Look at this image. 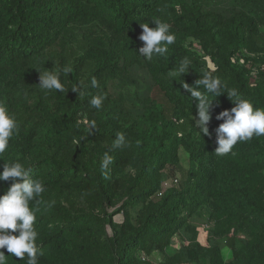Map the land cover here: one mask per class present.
<instances>
[{"label": "trees", "instance_id": "1", "mask_svg": "<svg viewBox=\"0 0 264 264\" xmlns=\"http://www.w3.org/2000/svg\"><path fill=\"white\" fill-rule=\"evenodd\" d=\"M153 19L176 40L149 62L139 36ZM184 58L189 70L173 75ZM49 71L63 93L40 88ZM205 72L264 109V0H0V103L19 124L0 172L19 161L44 183L38 264H264V137L214 154L216 116L235 105L210 94L211 135L202 133L182 83L196 86ZM81 82L79 96L71 89ZM117 132L127 143L112 150ZM168 168L177 183L166 185ZM12 183L0 181V196Z\"/></svg>", "mask_w": 264, "mask_h": 264}, {"label": "clouds", "instance_id": "2", "mask_svg": "<svg viewBox=\"0 0 264 264\" xmlns=\"http://www.w3.org/2000/svg\"><path fill=\"white\" fill-rule=\"evenodd\" d=\"M160 11L162 12L163 9ZM153 20L156 27H150L147 22L142 23V34L139 36V40L143 42V46L139 48V55L149 62L153 61L155 57H165L169 50L168 46L174 44L176 40L168 23L159 19ZM189 67V59L184 58L179 62L173 75L185 73ZM40 73L39 86L41 89L47 92L53 90L64 92L65 88L59 78L60 75L51 71ZM62 73L65 77L69 76L72 73L71 67L66 65L62 69ZM91 84L92 87L98 86L94 77ZM182 84L184 89L190 93L191 100L198 101L196 104L198 118L193 117V119L204 135H211L208 125L212 120L214 99L209 98L210 94L218 97L226 93L235 105L230 110H224L216 116L217 120L223 121L215 130L217 147L214 154L216 156L224 157L229 153L234 155L233 149L238 142H248L254 137H264V109L254 108L248 99L242 98L236 88H228L219 77L205 72L196 81V86H190L185 82ZM82 88L83 82L73 86L71 90L82 96L84 94ZM103 100V96L94 95L89 103L91 107L100 110ZM92 127L95 128L94 123ZM18 132L19 124L15 116L4 104L0 103V156H3L9 147L10 140ZM73 142L78 143L75 140ZM126 143L125 135L122 132H117L111 146L112 150L119 149ZM112 163L113 157L105 152L100 162L105 179L110 178L109 172ZM10 179L13 181L12 185L4 195L0 196V264H8L9 257L20 258L21 261L26 259V264H38L39 257L43 255V252L37 244L39 233L35 223L39 207L36 205L43 202L42 194L46 189L40 179L32 178V169L25 167L19 161L4 164L3 171L0 172V181ZM4 249L11 255H5Z\"/></svg>", "mask_w": 264, "mask_h": 264}, {"label": "rangeland", "instance_id": "3", "mask_svg": "<svg viewBox=\"0 0 264 264\" xmlns=\"http://www.w3.org/2000/svg\"><path fill=\"white\" fill-rule=\"evenodd\" d=\"M154 96H155V97H159V96H160V94L158 93V90H155V91H154ZM187 168H188V157H187V155L182 151V153H181V170H180V172L182 173V172L186 171ZM168 172L170 173L169 176H170V177L172 176L173 179H180V178H181L180 176H182L181 173H180L179 171L173 170V168H168ZM115 219L118 220V221H120V220H122V216L117 215V216L115 217ZM197 224H199V226H200L199 228H200L201 231H202L201 241L204 242V243H206V239H207V237H208V236H207V235H208V234H207V232H208V227H207V225L204 224V222H202V221H199V223H197ZM212 233H214V232H212ZM213 235H216V234L214 233ZM222 239H223V238H222ZM223 241H224V240H223ZM174 243H175V242H174ZM223 249H224V253H226V255H227V257H228L229 254H230L228 248L224 247Z\"/></svg>", "mask_w": 264, "mask_h": 264}, {"label": "built area", "instance_id": "4", "mask_svg": "<svg viewBox=\"0 0 264 264\" xmlns=\"http://www.w3.org/2000/svg\"><path fill=\"white\" fill-rule=\"evenodd\" d=\"M177 182H178V179H173L172 181L166 182V185H169L171 183H177Z\"/></svg>", "mask_w": 264, "mask_h": 264}, {"label": "crops", "instance_id": "5", "mask_svg": "<svg viewBox=\"0 0 264 264\" xmlns=\"http://www.w3.org/2000/svg\"><path fill=\"white\" fill-rule=\"evenodd\" d=\"M208 232H210V229H208ZM208 232H207V234H208ZM208 236V235H207Z\"/></svg>", "mask_w": 264, "mask_h": 264}]
</instances>
